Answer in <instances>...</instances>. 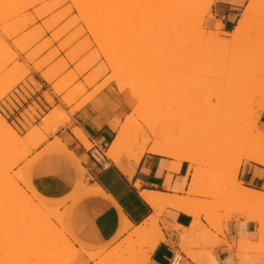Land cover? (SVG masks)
Masks as SVG:
<instances>
[{"label": "rangeland", "instance_id": "374dc122", "mask_svg": "<svg viewBox=\"0 0 264 264\" xmlns=\"http://www.w3.org/2000/svg\"><path fill=\"white\" fill-rule=\"evenodd\" d=\"M52 1L57 3L61 2L60 0H43L36 3L31 8L27 7V10L25 11L22 10H24V8L26 9V7L21 9V7L18 8L17 6V8H15L17 10L15 11H20L19 14L14 11L13 15L16 14V17L14 15L7 20L5 18L11 16L12 13L10 12L12 9L9 8L10 15L8 16V14H5V11H7L8 8L5 10V7L2 6L4 7L2 10L4 13H0V17L4 14L5 17L3 16V19L6 20L4 21L0 18L2 21L0 23V117L2 120L6 121V124L8 125L7 129L0 131V134L5 138L8 136L7 140L3 139V143L0 142V148L3 147V149H8L6 152L0 153V160L5 155H9L15 159L9 170L5 172L7 173L6 176H2L0 172V208L9 207L10 203L14 201L22 202L24 198V191L29 192L30 196L28 200L30 209L27 208L24 211L22 210L20 215L15 220V223L13 222L10 226H8L9 229L7 227L0 233L1 244L12 241L10 239L17 240L15 248H13V250L11 249L12 251L10 250V252H6V254L0 253V258L3 254H5L3 255L4 258V256L9 253L8 256L10 258H14L12 264H40V262L45 264L46 262V259L41 260V258H39V252L40 249H42L40 248L41 246L33 247V251H28L29 246L25 245L22 241L30 235L29 233H24L23 231L26 230L25 222L28 220L29 215H31L30 210L33 207L32 205L39 203L48 206L50 205L45 202H41L33 195L35 190L32 186L30 177V169L33 160L29 158L32 153L24 155L22 146H18L17 149H13L14 146L17 145L14 143L15 136L20 141L27 140V142H29L28 146L33 152L46 140L47 135L50 133L51 128L54 125V123L52 124V121H43L44 116H46L43 115L40 119V126H34V124L37 123L36 119L39 118V115L37 116L35 112V104H33L32 107H28L19 116L21 121L13 119L14 115H12V111L16 110L15 105H17V107L19 106L20 109H22L21 103H23L24 106L26 105V99L40 89L38 84L40 79L44 80L48 84H51L52 93H59L58 96L61 97L60 101L65 106L70 109L75 107L73 110H76L77 108L83 106V104H81V106L78 104L79 101L84 98H89V96L92 97L98 89H101V86H104V88L100 91L109 88L112 92H119V86H123L125 88L124 91H126L133 86V83L135 82L134 80L137 78L139 79V77L141 78L140 80H142L146 77V75L143 74H151L154 72V76L151 80L149 79V82L151 83V81H153V84H155L154 82H165L166 87H164V89L162 88V91L157 93L153 91L154 93H152L149 92L152 91L149 89L150 87L148 88V91H144L146 88L145 86H143L145 88L142 87V91H140L141 89L139 87V83V91L129 93L134 101V108L131 113L127 115L121 123H119V127H128V133L130 134L131 132V136L132 130L135 127L133 121L137 119L136 107L138 104L143 103L142 101H146V107L144 108L146 109L145 112H150L151 110L153 111L151 108L156 104L158 106L156 111L175 109L176 111H182V113L186 115L197 112V114H202V120L205 119L207 121L210 118L209 116H211L214 111L226 103L225 101L227 99L225 94H218L216 92V81L224 82L222 83L223 85L225 84V81L223 79L216 78V73L222 67L215 64L214 57L210 56L213 52L218 50L220 46L215 44L216 42L209 41L206 35L208 32L216 31L219 33L221 40L226 38L225 32L222 30V26L218 30L215 29L220 22H210L214 21V17L211 15V8L206 14L199 16L196 19H192L191 21L189 19L185 20L184 18L185 22H183V24L180 23L183 18L180 21L177 19L178 14H184L186 18H189L188 14H191L194 11L203 12L205 9L203 0H192L187 7H179L176 5V3L183 0H101L100 3V0H88V2L85 1L86 3L84 4L87 5L91 1L90 5H87L90 7L87 8V6H84L83 8L85 9L78 8V5H76L78 0H65V3L63 1L62 4L58 3L59 6L56 3L58 7L54 6L56 4L54 3L53 5ZM117 2H121L120 9L117 7ZM248 2L249 0H247L246 5ZM52 5L55 9L50 11ZM135 5H139L140 10L134 15H126L129 8ZM246 5L240 11L234 27L231 28L230 32H226L227 34H231L233 32L237 21L244 13ZM7 6L9 7V5ZM10 7L12 8L13 5H10ZM260 8L262 9H260V11H264L262 6H260ZM47 9H50V12ZM39 11L44 17L41 16L40 18V13H38L39 15L36 13ZM44 11L48 12L45 13ZM25 14L28 21L24 18ZM29 14L31 16H29ZM18 17L20 20H17ZM13 19L16 20L17 23ZM24 22L27 23V26ZM196 23L198 26H201V28L198 30H192L190 25ZM15 24H18V26L16 27ZM252 24H257V26L262 25V28L260 29L261 31L259 30L257 33L248 32L244 34L233 47L235 53H237V51L241 52L240 57L238 54H234L236 56L235 59L240 58L241 60L243 58L245 59V64L242 62L243 66L241 68L239 67L235 72L236 74L231 76L229 83L233 81H245L249 77H258L264 73V67L257 70L254 69L256 68V62L258 60L261 61V57L264 58V15L263 17H255ZM3 25H6V28H4ZM22 25L25 26L22 27ZM188 27L191 30H189ZM38 28H40V30ZM12 29L17 30L18 34L15 33L16 31L13 33ZM39 31L41 32L38 33ZM10 34L12 36H10ZM40 35L42 36L40 37ZM21 36H23L22 40L20 38ZM19 39L20 41H18ZM210 42H212V44ZM148 45L153 46L152 54H149L142 59L141 65L138 64L134 73L132 71L133 75L130 72H127L129 70V66H132V58L139 50H142ZM216 46L219 47L217 48ZM255 51L257 54H260L261 57L258 55L259 59H256L255 55H253L255 59L252 56L249 57L251 52L252 54H255L253 53ZM12 57L14 58L11 59ZM6 59L10 62L8 63ZM6 63L8 65L5 67ZM110 63H112V65ZM13 64H16L17 66H13ZM3 66L5 69L2 68ZM118 78L121 81L118 80ZM148 78L149 77L147 75L145 79ZM145 79L143 81H145ZM116 80L118 82H116ZM153 84L151 87H153ZM100 91L97 94H99ZM248 93L252 94L250 92ZM13 94L18 95L20 97V101H18ZM96 95H94L92 99H94ZM251 96L245 92L239 96V99L250 100L253 97ZM142 97L145 100L141 99ZM44 98L45 101H47L50 98V95L44 94ZM89 99L88 101L92 100ZM263 99L264 90H262L260 94H257L256 102L257 100L263 102ZM262 102H257V104L259 105ZM257 104L253 106V109H258L259 106H257ZM53 105L54 102L50 106ZM153 108L155 110L156 107ZM57 109L59 108L56 107L52 109V111L48 114L53 113ZM261 114L256 123V132L254 131L252 134L253 138L257 137V131L260 129L259 121ZM206 115H208L209 118ZM138 120L137 122L142 125L143 121H149L150 119L147 117V119H144L142 122L141 120ZM252 120V116L246 115L233 121V127L237 128L241 122L250 123ZM68 121L69 118L62 124H66ZM224 123L226 122L224 121L221 124L223 129L228 127L227 123L225 125ZM130 127L132 129H130ZM129 134L128 137L130 136ZM208 137L214 143L209 146L210 149L225 147L228 149V154L232 155L234 154V149L239 148V140L236 139L233 133H226L223 137H216L214 135ZM20 141L19 143L21 144ZM44 151H42L41 154L54 153V151L49 149ZM231 155L224 161H217L215 164L207 166H194V170L188 172L186 171L185 176H187L188 180L191 175L198 177L199 181L194 185H190L189 181H187L182 190L177 191V188L181 187L180 185L183 184L181 179L180 182L177 181L172 188H166L170 193L168 195L182 197L186 199L190 205L194 204L189 207L186 214L192 218V225L188 229L182 228V233H191L193 234L194 239H199L202 232H206L211 237L209 243L212 246L215 248L218 246H225L227 247L229 253L238 246L237 239L227 242L224 237L226 224L232 219H235L236 221L243 220V215L254 213L257 220L255 219L254 222H250L253 225V233H257L261 239H264V206L247 207L250 210L248 212H244L247 211L246 206H241L239 202H236L231 198V196H229V187L232 182L230 183L227 174L236 161V158H231ZM174 162L176 163L177 160L173 159V163ZM173 163L172 165L175 164ZM184 163L188 168L189 164L186 162ZM246 164H248L247 166L261 167L253 163H242V165ZM242 165L240 169L242 168ZM240 169L236 181L245 187L239 181ZM69 199H73V197L70 196L64 202L56 200H53V202L65 203ZM1 200H3V202H1ZM23 206L24 204L22 202L18 206L9 208L6 211L10 212L14 209L19 211ZM241 207L246 210L244 209L242 212L243 209ZM235 210L238 211L236 212ZM61 212H63V210L59 209V218H56L55 220V216H51L50 221L57 230L61 231L64 227L68 233L67 221L69 220V211L67 213L65 211V214L63 215ZM192 212H194V214ZM233 212H236L237 215ZM160 217L161 215L156 216L152 219V222H145L141 226L143 229L147 228V230L144 229L147 233L141 236L138 240L133 239L132 242H129L128 244L118 242L109 251L105 252L103 250V255L115 254L117 252V248L121 245V250L126 249L127 253L130 252V259L136 260L139 264L143 263L145 257H147L148 254L161 242L159 240V235L162 234L160 226L158 231L154 230L153 233L150 232L152 226L154 225L153 223H161ZM60 219L64 222L62 223ZM202 221L208 225V228L202 224ZM7 229L10 232L7 233ZM173 229L177 230L180 229V227H174ZM54 230L55 229L51 231ZM219 237H222V239ZM74 246L77 248L79 247L75 243ZM177 248L178 251L176 254L178 255L182 253L183 255L185 254L188 259L191 256L198 258L196 252L192 248L185 246L181 248L179 243ZM177 248L175 245L173 246L174 250H177ZM43 249H45V245L43 246ZM63 249L64 247L61 248L62 252H64ZM182 249H184L185 252ZM21 252H24L26 255H21ZM13 255H16L15 257L19 256V259H15ZM42 261L45 262L43 263Z\"/></svg>", "mask_w": 264, "mask_h": 264}, {"label": "bare ground", "instance_id": "6f19581e", "mask_svg": "<svg viewBox=\"0 0 264 264\" xmlns=\"http://www.w3.org/2000/svg\"><path fill=\"white\" fill-rule=\"evenodd\" d=\"M40 1H43V0H0V6L2 8V9L0 8V13H2V12L4 13V11H2V10L5 7V10L8 8L7 11H5V14H8V16H9L10 15L9 14V12H10L9 8L12 9L10 12V13H12L11 16H9L8 18H5L7 20V19L13 17L14 15L16 17V14L13 15V13L15 10H17V9H15V8H17V6H18V8L21 7V9L26 7V9L24 8V10H22V11H25V10H27V7L31 8L33 5H35L36 3L40 2ZM60 1L61 2H58L59 4L60 3L62 4L63 2L65 3V0H60ZM85 1L88 2V0H78V2L76 4V5H78V8L82 9L84 6L86 7L87 5H90L91 1L87 5L84 4V3H86ZM191 1L192 0L179 1L178 3H176V5H178L179 7H187V5ZM213 1L214 0H203V3L205 5V9L203 12L194 11L191 14H188L189 18H186L184 14H178L177 19L180 21L183 18L180 21V23H182V24H183V22H185L186 19L187 20L189 19L190 21L192 19H196L197 17L202 16V15H204L210 11V8L213 4ZM100 2H101V0L99 1V3ZM54 3L56 4L57 2H53V5H54ZM118 3H119V5H118ZM57 4L54 6L58 7L59 4H58V6H57ZM7 5H9V7ZM10 5L11 6L13 5V7L11 8ZM15 5H16V7H15ZM47 5H50V4H47ZM53 5L51 7V10L49 9L50 11L55 9V8H53ZM2 6H4V7H2ZM80 6H82V7H80ZM120 6H121V2H117L118 9H120ZM260 6H262L264 8V0H249L248 4L246 5V7L244 9L243 15L237 21L236 27L234 28L233 32L231 34L225 33L226 38H224L223 40L220 39L219 33H217L216 31H215L216 33L207 31L208 34H206V35H207V38L209 39V41L216 42L215 44H218L220 46V47L218 46L219 47L218 50H216L215 52H213V54L210 55V56L214 57L215 64L220 65L222 67L216 73V75H217L216 78H220V79H223L225 81L224 85L222 84L224 82L216 81V83H217V88H216L217 91L216 92L218 94H225L226 98H227L225 101L226 103L224 105L220 106L219 109L214 111L211 114V116H209L210 118L208 117V115H206L209 118L208 119L209 121L207 120L208 122L204 118H203L204 120H202V118H201L202 114L201 113L197 114V112L190 113V114L187 113L188 115H186V114H183L182 111L181 112L176 111L175 109L156 111V109L158 107L156 104H155L156 106L153 105V107H156L155 110L152 107L151 108V109H153V111L151 110L152 112L151 111L145 112L146 109H144V108L146 107L145 106L146 101L145 102L142 101L143 103L138 104L139 106L137 105V107H136L137 119H135L133 121L135 124L134 125L135 127L132 130V136L130 135L131 132H130V134L128 133L129 132L128 127L122 126L120 128L119 123H116V122L112 124V129L114 130L116 135H115L113 141L111 142L110 146L108 147V149L106 151V154H105L106 157L109 158L110 160H112L114 163L118 164L120 162V159L125 155L130 160H132L134 162H138L140 160V158L145 153H149V154H154L157 156L177 160V162L176 163L174 162L175 164L173 163L174 165L171 166V169L173 170L174 173H177L180 170L182 162L188 163L189 164L188 165V171H191V170L195 169L194 166H204V165L207 166V165L215 164L217 161L226 160L231 155V154L230 155L228 154V149L225 147H216V148L210 149L209 146L214 144V143L209 139L208 136L214 135L216 137L217 136L223 137L224 134H226V133H233L235 135L236 139L239 140L238 141L239 142L238 143L239 148L234 149V154L231 155V158H236V161L234 163V166L233 167L231 166L232 168H230V170L228 171V174H227V177L229 178L230 183L232 182V184H230L231 186L229 187V194H230L229 196H231V198L233 200H235L236 202H239V204H241V206H243V205L246 206L247 211H244L245 208L243 209V207H241L243 209L242 212L243 211L248 212L250 209L247 207H252V206L262 207V206H264V193L257 192V191H254L252 189L243 187L240 183H238L236 181L239 169H240L243 162L253 163V164H256V165L264 168V125H262V124L260 125V129L257 131V133H258L257 137H255V138L252 137V134L256 130L257 120H258L261 112L264 111V101L262 102V101L257 100L258 103L262 102L259 105L256 102L257 94H260L261 91L264 90V73L259 75L258 77H256V76L253 78L249 77L250 79L248 78L245 81H233V82L229 83L231 76L233 74H236L235 72L237 71V69L239 67L241 68L243 66V64H245L244 63L245 59H243V58L241 60H240V58L235 59L236 56L234 54H238V56L240 57L241 52L237 51V53H235L233 50V47L236 45V43L239 41V39L244 34H246L248 32L257 33L262 28V25L257 26V24H255L256 25L255 26L252 24V22H254L255 17H257V16L263 17V15H264V11H260V9H261ZM48 7H50V6H48ZM89 7L87 6V8H89ZM83 9H85V8H83ZM139 10H140V6L135 5L131 8H129V10L126 12V15H128V16L134 15ZM37 11H38V9H37ZM15 12H17V11H15ZM19 12L20 11H18L17 13L19 14ZM44 12L47 13L46 11H44ZM36 13L37 14L40 13V18H41V16H42L41 12L39 11ZM3 16H4V14L0 17L1 20L3 19ZM29 16H31V15L29 14ZM42 17H44V16H42ZM24 18L26 19V14H25ZM38 18H39V16H38ZM184 18H185V20H184ZM1 20H0V23L2 22ZM6 20H4V21H6ZM17 20H20L19 17ZM29 20H30V18H29ZM14 21L16 22V20H14ZM14 21H12V22H14ZM199 23L202 24L201 22H199ZM21 24H23V23H21ZM25 24L27 26V23H25ZM15 25H16V27L18 26V24H15ZM23 26H25V25H22V27ZM193 26L196 28H194ZM197 26H198L197 23L190 25L192 30L193 29L198 30L199 28H201V26H198V27ZM4 28H6V25L4 26ZM220 28H221V25H220V23H218V25L215 27V29L218 30ZM23 29H26V28H23ZM38 29L40 30V28H38ZM188 29H189V27H188ZM12 30H13V33L16 31L15 33L18 34L17 30H14V29H12ZM189 30H191V29H189ZM40 32L41 31H39L38 33H40ZM4 33H8V32H4ZM27 34L32 35L30 33H27ZM41 34H43V33H41ZM202 35H203V33H202ZM10 36H12V35L10 34ZM41 36L42 35H40V37ZM22 37L23 36L20 37L21 40H22ZM205 40H206V37H205ZM18 41H20V39ZM29 43H30V41H29ZM32 43H34V42H32ZM210 43L212 44V42H210ZM104 47H105V45H104ZM152 49H153V46L148 45V46L144 47L142 50H139L136 53V55L132 58V61H131L132 66H129V68H128L129 70L127 72H130L132 74V71H133V73H134L135 68L138 66V64L141 65L142 59L144 57L148 56L149 54H152ZM253 53H255V54H252V52H251V55H249V57H251V56L253 57V55H255L256 59H259V57H261L260 54L256 53V51ZM246 55H245V57H246ZM258 55H259V57H258ZM14 56H15V54H14ZM106 56H108V55H106ZM242 57H243V55H242ZM13 58L14 57H12L11 59H13ZM262 58L263 57L260 58L261 61L258 60L257 61L258 63L256 62V68H254V69L257 70V69L264 67V58H263V60H262ZM111 59H113V58H111ZM6 61L8 62L7 59H6ZM242 62H243V64H242ZM110 64L112 65V63H110ZM7 65L8 64L6 63L5 67ZM14 65H16V64H13V66ZM1 66H2V64H1ZM2 68L5 69L4 66ZM130 73H128V74H130ZM153 73L143 74V75H146V77H147V75L149 77L148 79H145L146 77H144L142 75L144 77L145 81H143L144 79L140 80L141 78L138 76L139 79L137 78L136 80H134L135 82L133 83V86L131 84L132 87L127 89L128 92L130 93V92H134V91H139V87L141 89L140 91H142L143 86H145L147 88L146 89L145 87H143V88H145V90L143 89L144 91H148L149 87H150L149 89L152 90L149 92H152V93H154V92L157 93L159 91H162L164 89V87H166L165 82H154L155 84L152 83L153 81H151V83L149 82V79L151 80L152 77L154 76ZM125 75H126V73H125ZM2 77H3V75H2ZM119 78H121V77H119ZM119 78H118V80H120ZM141 81H142V83H141ZM116 82H118V81L116 80ZM138 84L140 85L139 87H138ZM152 84H153V87H151ZM118 85H120V84H118ZM100 88L102 89V88H104V86H101ZM101 89H98V91H96L95 94L92 95V97L89 96V98L92 99L94 97V95H96ZM124 90H125V88L123 86L118 87L119 92H123ZM245 92L250 96L253 94L252 95L253 97L251 96L252 98L250 100H247V99L240 100L239 96H241ZM248 92H250L252 94H249ZM58 95H59V93H56L55 97ZM89 98H84L83 100L79 101L78 104L80 106H81V104H83V106H84L85 103H87ZM141 99H143V97ZM143 100H145V99H143ZM53 101H54L53 98L50 97L46 101V103L48 105H52ZM256 104H257V106H259L257 110L253 109V106ZM151 105H152V103H151ZM73 108H75V107H73ZM73 108H71L72 110L70 109V111L68 110V112H65L66 110L63 111L61 109H57L53 113H50V114L44 116L43 121H45V122L52 121V124L53 123L54 124L64 123V121L69 118L70 114L75 113V111L77 109L79 110V108H77L76 110H73ZM196 114L199 116H197ZM246 115L252 116L253 120L250 123L241 122L237 128H234L233 127V121H235L238 118L244 117ZM147 117L150 120L149 121H147V120L143 121L144 119H147ZM138 119L141 120V122L143 121L142 123L145 125L139 124L137 122ZM224 121L228 125V127L225 129H223V127L221 126L222 122H224ZM226 123H224V125ZM7 128H8V125L6 124V121L2 120L0 117V131L7 129ZM130 129H132V128L130 127ZM128 134L130 135L129 137H128ZM75 135H76L77 139L81 140L82 142H84L86 144L87 141H86V139H85V137L81 131L75 130ZM7 137L5 138L3 135L0 134V142L3 143L2 140L3 139L7 140ZM19 141L20 140L14 136V143H16L17 145H15L13 149H17L18 146H22L23 150H24V155H28V154L32 153L31 148L28 146L29 142H27V140H24V141L21 140L20 141L21 144L19 143ZM55 141H57V139ZM7 150L8 149H3V147H1L0 153H4ZM14 161H15V159L9 155H5L2 157V159L0 160V172H1L2 176L7 175V173H5V172H7L9 170L11 164ZM171 178L172 177L170 175H168L166 177V182H165L166 184L165 185L167 188L170 185ZM187 181H189L190 185H194L195 183H197L199 181V179H198V177L191 175L190 179L188 180L187 176H185L182 180L183 184L180 185L181 187L177 188V191L182 190V188L185 186ZM8 186H9V184H8ZM141 196L145 200V202L151 208H153L155 211L154 216H152L148 220L151 222H152L153 218H155L156 216H160L165 209H171L174 212L187 214L189 207H191V205H192V204L190 205L189 202L182 197L169 196V195H164V194H160L157 192H144V193H141ZM29 197H30L29 192L24 191V198L22 201L24 206L21 207V209L19 211H16L15 209L11 210L10 212L6 211L7 209L14 208V207L18 206L20 203H22L19 201H14V202L10 203L9 207L0 208V233L3 232V230H5V228L10 226L13 222L15 223V220L20 215V212L22 210L24 211L27 208L30 209L29 208L30 205L28 204ZM3 200H1V202H3ZM32 206L33 207L30 210L31 215H29L28 220L25 222L26 223L25 224L26 230L23 231L24 233L26 232V233H29L30 235H28V237L26 236L27 238L26 239L24 238V241H22V242L25 245L29 246L28 251L32 250L33 247L41 246L40 248H42V249H40V252L38 251L39 252V258H41V260L46 259L45 260L46 262L44 261L45 264H68L75 257V255L78 253L84 254L91 261L97 260V261H95V264H139L138 262H136V260L130 259V252L127 253L126 249L121 250V247H122L121 245L117 248V252L113 255H107V254L103 255L104 254L103 250H97V251H91L90 250L89 251V250H86V249L81 248V247L77 250L74 246L73 239L66 232L65 228L62 226L63 229L61 231H59L53 226L52 222L50 221L51 216H55L54 217L55 220H56V218H59V215H60V213H58L59 209L63 210V212H61L62 215L65 214V211H67L69 209L68 203L60 205V206H48V205H44V204L39 203V204H35ZM235 211L237 212L238 210H235ZM236 212H233V213H236ZM242 212H241V214H242ZM192 213L194 214V212H192ZM230 214H228V215H230ZM241 214H239V215H241ZM236 215H237V213H236ZM225 217H226V215H225ZM196 218H199V217H196ZM61 219H62V217H61ZM242 219H246L249 222H254L255 219L257 220L254 213H252V214L248 213L247 215H243ZM225 221H226V218H225ZM20 222H22V221H20ZM61 222H62V220H61ZM60 223H59V226H60ZM153 224L154 225L152 226V229L150 231L151 233H153L154 230L155 231L159 230V223L156 222ZM124 225H125L124 232H127L128 229L131 228V225L128 223L127 220H124ZM146 225H147V223H146ZM146 225H145V227H146ZM149 228H148V230H149ZM8 229H9V227H8ZM53 229H55L57 231H55V230L51 231ZM144 229L147 230V228H144ZM144 229L141 226L132 229V231H130L127 234L126 238H124L120 242H124V243L128 244L129 242H132L133 239L138 240L141 236H143L144 234L147 233V231H145ZM260 230H262V229H260ZM6 231H5V233H6ZM8 232H10V231L8 230L7 233ZM15 235H17V234H15ZM261 236H262V233H261ZM2 238H4V237H2ZM0 239H1V237H0ZM10 240H12V241H10ZM10 240H8L10 242H7V243L4 242V240H3L4 244L0 243V245H1L0 246V253L6 254V252H10L11 249L13 250V248H15V244H16L17 240H15V239L14 240L10 239ZM22 240H23V238H22ZM159 240L161 242L165 240L164 236L162 234L159 235ZM0 242H1V240H0ZM43 244L45 245V249H43V246H44ZM64 245L65 246L67 245V246L65 247ZM179 246L181 248H183L181 243L179 244ZM25 247H27V246H25ZM62 247H64V249H63L64 252L61 251ZM24 249H26V248H24ZM182 250L185 252L184 249H182ZM23 251H25V250H23ZM25 253H27V252L25 251ZM5 254H3V255H5ZM8 254L6 256H4V258H3V255L1 256L0 264H12L14 258H10L8 256ZM10 254H12V253H10ZM22 254H24V252H21V255ZM24 255H26V254H24ZM18 257H15V259H17ZM176 257L178 258V256H176ZM36 258H38V257H36ZM78 258H80V257H78ZM147 258H148V256L145 257V259L143 260V263H141V264H144L145 261L147 260ZM21 262H22V260H21ZM40 264H42V263L40 262Z\"/></svg>", "mask_w": 264, "mask_h": 264}, {"label": "crops", "instance_id": "0c3cea01", "mask_svg": "<svg viewBox=\"0 0 264 264\" xmlns=\"http://www.w3.org/2000/svg\"><path fill=\"white\" fill-rule=\"evenodd\" d=\"M246 2L247 0H214L211 6L214 21L210 22L219 21L223 32H230ZM38 84L40 89L26 99L25 106L21 103L22 109L15 105L16 110L12 111L14 120L21 121L19 116L33 104L36 106V114L39 115L34 126H40L42 116L56 107L66 110L65 112L70 111L60 101L61 97H55L52 93L51 84L42 79ZM44 94L53 98V106L46 103ZM13 95L20 101L18 95ZM133 108L134 101L127 90L112 92L106 88L70 114L66 124H54L46 140L29 156L33 160L30 169L31 183L35 190L33 195L50 206L69 204L66 211H69L67 230L78 248L109 251L126 238L132 229L142 226L154 216V209L145 202L141 193L157 192L168 195L170 193L166 189V177H172L169 185L172 188L188 172L184 162L180 170L174 173L171 169L173 159L149 153H145L138 162L125 155L118 164L106 157L105 151L115 136L112 124L121 123ZM259 124L264 125V111ZM75 130L82 132L86 144L76 138ZM46 149L54 153L41 154ZM247 165H242L239 181L246 188L264 193V168ZM51 178H55L56 183H51ZM70 196L73 199L65 203L53 202H64ZM124 220L131 225L127 232H124ZM160 221L159 226L165 240L148 254L144 264H170L174 256L180 258L178 264H199V258H194L195 256L188 259L185 254H176L177 245L180 244L178 236L182 233V228L188 229L192 225V218L165 209ZM236 223L232 219L226 224L224 237L227 242L238 239L234 227ZM202 224L208 228L205 222L202 221ZM174 227L180 229L174 230ZM247 230L250 233L254 231L250 222ZM174 245L177 250L173 249ZM214 253L220 261H224L229 255L225 246L216 247ZM90 261L87 256L78 253L70 264H95V261Z\"/></svg>", "mask_w": 264, "mask_h": 264}, {"label": "clouds", "instance_id": "9594fccd", "mask_svg": "<svg viewBox=\"0 0 264 264\" xmlns=\"http://www.w3.org/2000/svg\"><path fill=\"white\" fill-rule=\"evenodd\" d=\"M248 220H238L234 225L237 233L238 246L233 249L224 261H220L214 253L215 247L209 243L211 237L202 232L199 239L191 233H180L178 238L182 245L194 249L199 264H264V239L257 233L248 232ZM173 264H178L173 257Z\"/></svg>", "mask_w": 264, "mask_h": 264}, {"label": "snow or ice", "instance_id": "6c2138e0", "mask_svg": "<svg viewBox=\"0 0 264 264\" xmlns=\"http://www.w3.org/2000/svg\"><path fill=\"white\" fill-rule=\"evenodd\" d=\"M50 182L54 184V183H56V179L55 178H51Z\"/></svg>", "mask_w": 264, "mask_h": 264}, {"label": "built area", "instance_id": "2783aa9c", "mask_svg": "<svg viewBox=\"0 0 264 264\" xmlns=\"http://www.w3.org/2000/svg\"><path fill=\"white\" fill-rule=\"evenodd\" d=\"M175 259H176V261L178 262L180 258H177V257L175 256ZM170 264H173V260L171 261Z\"/></svg>", "mask_w": 264, "mask_h": 264}]
</instances>
